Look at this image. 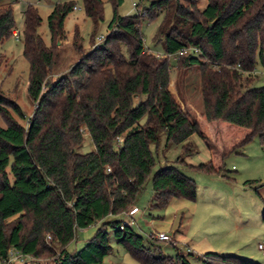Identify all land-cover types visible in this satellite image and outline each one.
<instances>
[{"label": "trees", "instance_id": "obj_1", "mask_svg": "<svg viewBox=\"0 0 264 264\" xmlns=\"http://www.w3.org/2000/svg\"><path fill=\"white\" fill-rule=\"evenodd\" d=\"M110 1L113 16L102 43L53 82L47 80L56 60L53 43L65 35L64 19L74 3H57L48 14L50 46L37 32V9L23 10L22 56L34 110L25 118L16 103L0 95V106L6 103L26 121L22 125L0 107L5 124L0 126V264L7 263L11 249L33 257L57 252L53 264H100L111 252L108 230L139 264H191L182 253L163 255L159 242H144L133 225L119 229L155 165L152 147L157 149L163 136L164 150L181 145L189 156L188 140L196 134L216 159L239 150L253 135L263 138L264 86L252 87L249 78L256 62L264 66V0H206L201 10L200 0H138L140 14L124 17L116 14L121 0ZM82 2L95 26L103 18L102 1ZM13 3L0 0V43L15 25ZM157 18L153 40L164 53L198 49L174 60L199 72L202 112L196 118H189L169 91V58L145 52L140 26ZM84 130L93 147L88 152L80 151ZM176 161L224 176L218 160L196 166L181 156ZM151 188L152 208L163 209L171 198L196 199L194 180L177 165L156 170ZM94 224L99 226L93 236L78 251L67 252L76 231ZM169 244L176 248L175 241ZM199 258L202 264H256L213 252Z\"/></svg>", "mask_w": 264, "mask_h": 264}, {"label": "rangeland", "instance_id": "obj_2", "mask_svg": "<svg viewBox=\"0 0 264 264\" xmlns=\"http://www.w3.org/2000/svg\"><path fill=\"white\" fill-rule=\"evenodd\" d=\"M14 28L20 32L19 41L11 36L0 43V95L16 103L25 118L30 117L34 104L27 96L28 62L22 56L23 41V10L27 5L37 9L41 18L37 28L46 46L51 45L50 33L47 27V16L52 7L57 3L73 2L77 10H72L64 19L63 30L65 35L56 38L53 48L56 51L55 63L48 74L47 80L55 81L59 76L65 75L72 65L97 44L100 35L106 36L107 26L113 16V4L110 0H101L103 3V18L95 26L85 16L82 0H13ZM206 0H200L198 8L204 7ZM142 5L138 0H121L116 7L118 16L135 14L132 3ZM146 4V3H145ZM144 5V3H143ZM160 19L152 22H142L140 33L147 54L157 56L163 54L160 44H155L153 36L159 25ZM149 49L146 50V49ZM170 68L169 91L175 102L189 116L196 118L202 112V97L200 92L199 72L196 67H184L176 64L173 58ZM173 61V62H172ZM179 63V62H177ZM252 87L264 86V66L256 62L254 74L249 78ZM5 108L19 123L25 125V118H18L11 108L3 103ZM0 126L4 121L0 116ZM212 133V129H208ZM214 135V133H213ZM237 138L239 133L235 134ZM218 138V137H217ZM217 141V146L224 144ZM193 144V153L185 156L181 145L170 146L164 150V137L161 136L157 149L152 147L155 165L147 178L143 190L136 197L134 206L138 212L134 216L135 223L132 230L142 236L144 242L151 232L168 233L176 248L169 243L159 242L161 252L165 256H175L177 253L185 255L191 264H202L200 255L213 252L220 255H235L241 259L250 260L256 264H264V251L257 248V244L264 240V135L260 138L253 135L239 150L224 154L216 159L212 156L204 141L196 134L188 140ZM92 144L86 131H83L81 152L92 150ZM182 157L190 165H198L208 160H218L224 167V176L207 174L202 171L185 167L177 163L176 159ZM177 165L181 172L194 180L196 185L195 201L182 198H171L163 209L150 207L152 199L151 176L161 167ZM246 181L252 185L246 186ZM257 191H255V190ZM127 212L123 213L124 220ZM119 219L120 217H112ZM109 218V219H112ZM14 218L8 220L12 223ZM99 224H94L86 229L77 230L75 238L66 246L67 252L78 251L84 243L93 236ZM186 230V233H182ZM109 231L111 252L100 264H139L131 258L127 250L118 244ZM49 237H46V241ZM189 241H193L191 247ZM193 250L188 256L187 249ZM57 251V250H56ZM14 255L15 250L11 249ZM12 257L9 254V257ZM8 257V259H9ZM56 253H43L38 257L29 256L23 263L27 264H53ZM6 264H19L17 261L8 260Z\"/></svg>", "mask_w": 264, "mask_h": 264}, {"label": "built area", "instance_id": "obj_3", "mask_svg": "<svg viewBox=\"0 0 264 264\" xmlns=\"http://www.w3.org/2000/svg\"><path fill=\"white\" fill-rule=\"evenodd\" d=\"M132 7L133 9L135 10V14H140V10L138 8V5L137 3H132ZM78 7L77 6H74L73 7V10H77ZM12 37L15 39V41H19L20 39V32L17 31L16 29H13L12 30ZM104 37L103 35H100L98 38H97V44L95 45L98 46L99 44L102 43V41L104 40ZM146 50L149 51V49L147 48ZM198 53V49L195 48V47H183L181 48L179 51H177L176 53L174 54H166V53H163V54H159V53H156L158 54L157 56H161V57H164V58H173V60H176L178 57L180 56H184V55H188V54H197ZM136 208H132L131 210H129L124 218V220H122V222L120 223L119 225V229H123L125 226H131L134 224L135 222V219L133 218V215L134 213L136 212ZM148 238L150 240H153V241H158V242H166V243H171V244H174V241L173 239L171 238V236L168 234V233H165V232H151L148 236ZM257 248L261 251H264V240H262L260 243L257 244ZM9 254L12 255V257L10 256L8 260H15L19 263H23L25 260H28L29 259V256L28 255H22L21 253L19 252H14V255L12 254V252L10 251Z\"/></svg>", "mask_w": 264, "mask_h": 264}, {"label": "crops", "instance_id": "obj_4", "mask_svg": "<svg viewBox=\"0 0 264 264\" xmlns=\"http://www.w3.org/2000/svg\"><path fill=\"white\" fill-rule=\"evenodd\" d=\"M137 212H138V210L134 213L133 218H134V216L136 215ZM182 233L185 234V233H186V230H182ZM189 243H190L191 247H194L193 245H194L195 242H193V241H189ZM195 244H196V243H195ZM188 249H190V248H188ZM190 251L192 252L193 250L190 249Z\"/></svg>", "mask_w": 264, "mask_h": 264}]
</instances>
